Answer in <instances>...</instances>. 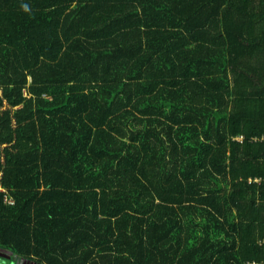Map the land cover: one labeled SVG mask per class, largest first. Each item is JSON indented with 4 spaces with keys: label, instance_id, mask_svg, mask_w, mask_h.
<instances>
[{
    "label": "trees",
    "instance_id": "16d2710c",
    "mask_svg": "<svg viewBox=\"0 0 264 264\" xmlns=\"http://www.w3.org/2000/svg\"><path fill=\"white\" fill-rule=\"evenodd\" d=\"M0 264H264V0H0Z\"/></svg>",
    "mask_w": 264,
    "mask_h": 264
},
{
    "label": "clouds",
    "instance_id": "9594fccd",
    "mask_svg": "<svg viewBox=\"0 0 264 264\" xmlns=\"http://www.w3.org/2000/svg\"><path fill=\"white\" fill-rule=\"evenodd\" d=\"M9 199H12L11 197H6L5 198V200L7 201V202H9ZM9 203H13V199H12V202H9Z\"/></svg>",
    "mask_w": 264,
    "mask_h": 264
},
{
    "label": "built area",
    "instance_id": "2783aa9c",
    "mask_svg": "<svg viewBox=\"0 0 264 264\" xmlns=\"http://www.w3.org/2000/svg\"><path fill=\"white\" fill-rule=\"evenodd\" d=\"M9 202H12V199H9Z\"/></svg>",
    "mask_w": 264,
    "mask_h": 264
}]
</instances>
